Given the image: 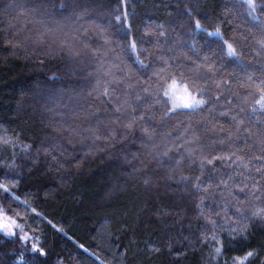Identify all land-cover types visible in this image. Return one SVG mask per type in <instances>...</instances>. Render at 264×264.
Here are the masks:
<instances>
[{
	"label": "snow or ice",
	"instance_id": "6c2138e0",
	"mask_svg": "<svg viewBox=\"0 0 264 264\" xmlns=\"http://www.w3.org/2000/svg\"><path fill=\"white\" fill-rule=\"evenodd\" d=\"M239 4L248 17L243 24L236 22V5L225 7L221 19L204 11L201 0H175L174 6L164 5L171 19L147 24L137 38L128 0H120L113 18L127 39L116 47L111 21L88 18V9L75 3L14 0L7 5L2 14L11 19L0 28V41L11 55L62 56L72 70L90 57L94 67L86 93L91 99L72 111V123L51 118V133L39 146L0 135V241L48 255L39 237L26 231L42 229L27 219L56 225L29 203V193L19 191L24 174L19 158L36 165L43 154L51 171L78 170L83 157L77 159L73 150L80 145L85 156L118 152L127 175L153 194L155 203L143 211L161 228L159 245L146 244L149 259L167 253L168 264H181L197 249L200 264H252L260 257L264 247L250 240L257 229L264 232V0ZM33 22L40 27H31ZM226 23L233 25L228 38ZM90 31L102 44L84 39ZM198 36L205 38L203 44ZM145 37L150 47L144 46ZM110 53L113 59H107ZM148 70L151 75L145 76ZM162 190L178 193L183 207L165 205ZM237 244L241 254L227 258ZM79 247L100 264H128L125 250L102 260L84 244ZM56 264L67 262L58 258Z\"/></svg>",
	"mask_w": 264,
	"mask_h": 264
},
{
	"label": "trees",
	"instance_id": "16d2710c",
	"mask_svg": "<svg viewBox=\"0 0 264 264\" xmlns=\"http://www.w3.org/2000/svg\"><path fill=\"white\" fill-rule=\"evenodd\" d=\"M14 0H0V28L7 26L10 16L3 15L6 6ZM38 3L39 0H28ZM65 3H75L88 9V18L99 23L111 21L110 33L115 42L127 39L122 26L113 18L120 0H62ZM188 0H181V3ZM204 11L212 17L223 19L225 7L236 5L239 16L237 23L243 24L248 17L239 0H201ZM175 0H128V10L133 13L131 22L133 34L139 38L147 24L159 23L171 19L164 5L174 6ZM134 5V10H133ZM122 7V5H121ZM11 11V9H8ZM14 14V13H13ZM230 14L228 19H232ZM31 27L39 28L33 22ZM233 25L225 24L226 38L232 35ZM243 30V29H241ZM3 32H0V38ZM84 39L93 46L102 44V40L94 31H90ZM145 47H150L145 37ZM203 44L204 37H196ZM117 47V51H119ZM109 54L107 59H113ZM40 59L44 62L40 63ZM128 63L131 59L126 55ZM94 67V61L86 57L82 63L70 67V62L62 56L27 58L13 56L10 49L0 41V135L15 138L20 136L26 143L39 146L41 141L48 140L51 133L49 120H66L73 122L71 113L85 102L86 93L91 86L92 77L88 75ZM233 66L226 65L227 70ZM258 67V66H257ZM151 75L150 70L145 76ZM257 75L259 72L257 71ZM38 86V87H37ZM91 99V98H87ZM22 101L19 104L18 102ZM184 119V117H180ZM196 117H193L195 120ZM71 149V146L66 145ZM135 148V145H130ZM76 146L74 155L77 159L83 157L79 169L60 172L49 170L50 158L43 154L39 163L33 165L31 159L19 158L24 167L19 191L29 193V203L37 206L52 224L41 218L27 219V224L39 225L42 231L35 233L26 227L30 235L39 237V242L45 247L48 255L38 257L25 250L12 240L0 241V264H56L58 258H63L67 264H100L94 256L84 253L79 247L84 244L90 252H96L102 260L111 259L112 253L125 250L128 264H168L167 253L162 256H152L149 259L147 245H159L160 224L151 212L143 209L155 203L153 194L148 193L138 183L127 175L128 166L124 164L118 152L112 155L97 153L85 156ZM35 155V153H33ZM32 172L29 173L28 169ZM63 177V179H61ZM178 193L161 191L162 202L171 207H183L178 201ZM25 197L22 196V199ZM34 217V214L29 213ZM195 227V225H194ZM62 229V231H58ZM101 235L104 240H101ZM264 232L256 230L250 243L254 247H264ZM97 245H100L97 247ZM23 253V262L20 254ZM241 254V245L237 244L227 258ZM200 250H190L181 264H200ZM261 256L254 258L252 264H260Z\"/></svg>",
	"mask_w": 264,
	"mask_h": 264
},
{
	"label": "rangeland",
	"instance_id": "374dc122",
	"mask_svg": "<svg viewBox=\"0 0 264 264\" xmlns=\"http://www.w3.org/2000/svg\"><path fill=\"white\" fill-rule=\"evenodd\" d=\"M20 262H21V260H20Z\"/></svg>",
	"mask_w": 264,
	"mask_h": 264
}]
</instances>
